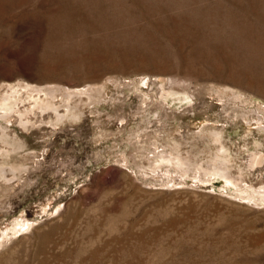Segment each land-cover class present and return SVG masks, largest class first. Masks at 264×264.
<instances>
[{"label": "rangeland", "instance_id": "obj_1", "mask_svg": "<svg viewBox=\"0 0 264 264\" xmlns=\"http://www.w3.org/2000/svg\"><path fill=\"white\" fill-rule=\"evenodd\" d=\"M18 83L105 95L0 119V264H264V0H0Z\"/></svg>", "mask_w": 264, "mask_h": 264}, {"label": "bare ground", "instance_id": "obj_2", "mask_svg": "<svg viewBox=\"0 0 264 264\" xmlns=\"http://www.w3.org/2000/svg\"><path fill=\"white\" fill-rule=\"evenodd\" d=\"M176 82L177 81H173V84ZM160 83V89L163 91L165 85L164 79H160ZM104 95L103 86L71 90L69 88H60L56 86L40 87L37 86V84L33 85L29 83H18L17 85L6 84L0 87V119L9 125L14 121L18 128L24 131L33 128L37 124L38 126L45 125L44 117L46 115L49 116L48 118L53 117L57 123H63L69 119L77 120L80 117V109H82L86 101H91L93 99L96 100V103H99L104 100ZM260 131L264 133V126L260 128ZM7 136L6 133L0 132V143H7L6 140V142L3 141ZM213 136L216 137L217 134L214 133ZM10 149L12 150L13 147L5 149L4 154L10 153ZM159 157L162 161H165L174 168L182 172L187 171V164L181 159L173 157L171 153H160ZM263 160L261 154L255 155L251 160V166L260 165L264 162ZM225 163L223 162L221 167L214 164L210 170L211 175L213 173V176L222 178L227 184L238 186L236 181L230 176L227 170L228 165Z\"/></svg>", "mask_w": 264, "mask_h": 264}]
</instances>
